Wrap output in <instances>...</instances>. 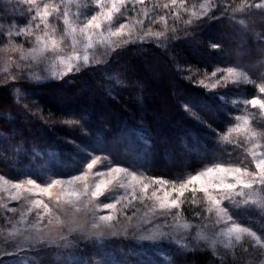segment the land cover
<instances>
[{
  "label": "trees",
  "instance_id": "1",
  "mask_svg": "<svg viewBox=\"0 0 264 264\" xmlns=\"http://www.w3.org/2000/svg\"><path fill=\"white\" fill-rule=\"evenodd\" d=\"M214 4L205 18L190 23L161 9L155 24L158 37L120 45L102 65L88 64L58 78L43 76V81L35 79L40 73L32 79H2L0 173L18 179L43 163L53 172H67L86 155L64 138L91 151L120 152L130 139L125 137L128 130L135 142L141 130L146 135L143 170L151 177L181 180L208 164L234 161L239 151L226 134L240 103L256 97L264 85V7H249L264 5V0H214ZM213 13L217 18L209 20ZM173 16L176 20L170 19ZM227 67L242 68L249 82L215 91L197 81ZM113 71L118 82L108 78ZM218 93L225 94L223 103L214 100ZM184 105L199 114V122ZM69 118L79 123H70ZM138 122L140 130L133 128ZM192 205L194 199L185 197L181 209L188 219ZM259 214L243 211L242 223L264 234ZM164 251V256L151 252L148 263L253 264L241 248L219 256L206 249L167 246Z\"/></svg>",
  "mask_w": 264,
  "mask_h": 264
},
{
  "label": "rangeland",
  "instance_id": "2",
  "mask_svg": "<svg viewBox=\"0 0 264 264\" xmlns=\"http://www.w3.org/2000/svg\"><path fill=\"white\" fill-rule=\"evenodd\" d=\"M45 3L53 6L49 9L50 15L46 17L47 29L40 18L36 17L31 20L30 27L24 34L15 35L13 26L22 27L23 22L34 16L37 10L43 13L42 6ZM215 6L214 0H183L182 3L181 0H177L175 5L171 0H142V2L126 0L123 5L117 0L119 11L113 12L111 21L102 18L99 21L101 24L99 29H89L88 33L91 36L89 41L79 31L83 15L98 11L108 12L112 8L111 0H103L102 4L98 3V0H35L34 3H27L26 0H0V9H2L0 11V82L2 79H11L10 76L14 74L13 72H18L21 69L33 75L40 73V76H52L51 74L55 72L57 76H61L68 72L69 65L73 66L72 70L78 69L79 67L76 65L83 64L85 55L89 57L88 64L102 65L108 61L116 47L125 43H138L158 37L160 33H158L159 30L155 24L160 19L161 9H168L170 15L179 14L180 19L177 20L190 23L205 18L211 10L215 9ZM193 13L195 14L193 15ZM170 19L176 20L174 16ZM64 20L76 28L74 34L66 31L68 26L64 24ZM123 22L127 24L123 32L112 35L111 33L119 23ZM163 24H165L164 19L161 27ZM9 31L13 32L11 37L6 35ZM45 32H48L49 35L45 36ZM36 36H44L48 41V49L43 53L29 51L35 47ZM49 37L57 40L56 52L51 50L52 45ZM73 38L76 40L74 46H72ZM88 43L92 45L90 48L86 46ZM76 56H79L80 59L76 60ZM97 61L102 62L97 63ZM229 69L232 70V75H228ZM116 74L114 71L108 74L111 82H118L119 78ZM197 81L202 87L217 91L230 85L247 83L249 76L240 67H227L218 68L211 74L200 77ZM16 95H19L17 90ZM251 99H257L264 103V93L259 91L257 96ZM251 99L247 98L240 103V110L235 116L236 121L226 134L227 141L237 147V152L239 151L234 161L218 162L226 167H247L251 171L255 169L253 154L256 158L264 154V108H261L259 104L253 106L247 103ZM139 125V122L134 123L133 128L140 130ZM128 131L125 137L130 139L128 138L127 145L120 152L110 149L93 151L103 152L107 155L97 159L91 169H87L86 165L83 166V171L87 175L79 181L72 180V175L74 172L82 174L80 169L87 156L76 162L77 165L67 172H53L48 165L43 163L44 166H36V170L32 171L31 175L18 179L9 178L0 173L10 181L24 183V189L19 192L18 198L13 199L14 196H17L16 190L11 188L10 184L0 180V264H77L80 261H83V264H130L133 259L140 260L142 264H149L147 257L151 252L157 256L165 255L164 248L167 245L160 248L129 246L130 242L124 239V233L125 231L132 233L137 229L151 230L155 233H170L177 242L173 247L184 251L206 249L213 252V249L208 245L215 239L217 241L216 255H230L234 250L241 248L247 253L253 264H261V261L264 260V256L260 255L264 251V234L249 224L242 223L241 213L245 210H254L260 213L262 221L264 209H261L259 204L251 203L236 207L230 201L222 199L219 206H212L209 210V204L202 192L197 191L193 196L192 185L186 188L184 194L180 196L179 183L185 181L190 175L181 180H165L148 176L143 170L146 152L142 149V144L146 140V135L141 130L135 138V142L132 132ZM131 145H133V149H130ZM109 164L128 167L129 171L136 169V174L141 177V181H131V178L127 177L125 173L108 174L105 172L104 176L97 174L101 170H105ZM216 164H208L192 175H196L205 167H214ZM215 177L216 174L205 177L194 186L197 188L201 184L207 186ZM28 178L35 179L41 187H46L54 179H61L64 183L48 192H42L32 185L26 184L25 181ZM228 179L231 180V177ZM70 180L72 183H68ZM121 180L130 186L118 187ZM100 181H104V185L102 194L98 197L73 194L74 192L82 193L85 188L90 193L94 190L95 184ZM157 181H166L167 183ZM141 183L148 185L146 193L141 190ZM209 190L213 195H217L220 191L213 188ZM153 193H155L154 196ZM118 196L124 198L115 201L114 208L102 207V204L109 198ZM185 197L187 199L192 197L195 201V205L190 207L191 219H188L187 214L183 213L181 209ZM37 200L48 205L52 211H45L43 205H36L34 202ZM164 200H178L179 207L171 210L173 213H177L175 217L165 215L159 208L160 202ZM87 201H91L88 204L89 208H92L93 205L97 206L94 215L83 208V204ZM73 205L81 206V211L76 212ZM217 207L228 208L227 215L220 213L218 216ZM38 214L42 219L38 220ZM101 215H109L113 219L100 221ZM229 216L232 219H228ZM93 224H99L100 227L95 228ZM106 224L113 225L114 234L104 240H95L96 234L104 231ZM185 224H188L189 227L185 228ZM237 224L240 227H248L250 231L254 232L259 237V243L247 233H242V239L237 243L234 239L235 234H233L231 246L225 248L222 242H227L228 238L218 234ZM81 227L88 234L87 238L81 237L75 231ZM38 229L43 235L53 233L59 236L63 233L67 236V241L59 239L56 244H49L46 248L40 244L33 245L31 240H26L25 237L34 236ZM197 234L207 239L199 240L197 244ZM69 241L71 242L70 247L57 246L64 245ZM20 244L23 245L24 250L19 251V260L15 254H7Z\"/></svg>",
  "mask_w": 264,
  "mask_h": 264
},
{
  "label": "snow or ice",
  "instance_id": "3",
  "mask_svg": "<svg viewBox=\"0 0 264 264\" xmlns=\"http://www.w3.org/2000/svg\"><path fill=\"white\" fill-rule=\"evenodd\" d=\"M27 3H34L35 0H26ZM126 0H119V3L121 5L125 4ZM138 2H142V0H138ZM172 4L175 5L177 3V0H171ZM183 0H181V3ZM98 3L102 4L103 0H98ZM112 8L108 12L104 11H98V12H93L91 14H84L83 15V20H82V26L80 27L79 31L81 35L85 36L89 41L91 40V36L88 33L89 29H99L101 27L100 20L102 18H106L109 21L112 19L113 12H118L119 9L117 8V0H111ZM53 7L51 4L45 3L43 4V13L41 11L37 10L35 12V15L32 17H29L27 20L23 22L22 27H14L15 29V35L20 36L24 34L28 28L30 27V22L32 19H35L36 17H39L41 22L44 23L45 28L47 29V20L46 17L50 15L49 9ZM167 7V5H165ZM251 7L255 8H261L264 7V5L261 4H255V5H250ZM2 11V9H0ZM223 12H227V9H223ZM195 13H193L194 15ZM67 15V13H65ZM216 13H213L211 16L208 17L209 20L216 19ZM163 19V17H161ZM64 24L67 25L66 31L74 34L76 32V28L72 27L71 25L68 24L67 20H64ZM127 26L126 22L119 23L118 27L111 33L112 35H115L117 32H123L124 28ZM8 37H11L13 35L12 31H9L6 33ZM48 32H45V36H48ZM159 35V34H157ZM51 39V45L52 48L51 50L53 52L57 51L58 45H57V40L49 37ZM11 43V41H9ZM35 47L30 49L29 51L35 52L39 51L43 53L45 50L48 49V41L45 40L44 36H36L34 40ZM76 44L75 38L72 40V46ZM87 47H91V43H88L86 45ZM210 47L213 48H219V44H212ZM22 59L24 57H21ZM76 60H79V56L75 57ZM88 60L89 57L85 55L83 57V64L76 65V67H86L88 66ZM102 61H97V63H101ZM72 65H69L68 71H72ZM233 72L231 69L228 71V75H232ZM242 74V73H241ZM53 77H57V74L53 72L51 74ZM215 75V73H213ZM12 79H32L33 74L30 72H24L22 69L19 70L17 73L13 74ZM58 78V77H57ZM35 79L37 81H43L45 77L43 76H35ZM19 90H17L18 92ZM260 92L264 93V85H262L259 89ZM110 99H117L116 96H114L112 93H107ZM226 99V96L224 93H218L216 97H214V100H219L221 103H223ZM247 103H250L253 106H256L259 104L261 108H264V103L257 99H251L247 101ZM24 107H27V104L25 103ZM186 109L190 110V115L194 119H196L198 122L200 121L199 114L195 112L194 109H191L190 105H184ZM36 111H40V109H36ZM82 119V118H81ZM70 123H79L78 120L74 118H69ZM206 124V122H204ZM238 130V129H234ZM83 134H87V129L82 128L81 129ZM219 135V134H218ZM65 142L69 144H73L77 149H79L81 152L85 153L87 156V159L82 162V167L80 169V172L82 174H76L75 172L72 175V180L79 181L82 180L86 177L87 173L83 171V166L86 165L87 169H91L93 165L96 163L97 159H99L101 156H106V153L103 152H93L87 148H81L80 145L76 144L75 141L69 139V138H64ZM254 159H255V169L249 171L247 167H240V166H224V164L217 163L214 167H205L203 170L199 171L196 175H190L185 181L179 183V195L182 196L184 194V191L186 188H188L190 185L193 187L191 188V191L193 193V196L197 191H200L203 193L204 197L206 198L208 204H209V210H211L212 206H219L221 203L222 199H226L231 202L236 207H239L241 205H248V204H259V207L261 209H264V154H261L259 158L255 157V154H253ZM110 159V158H109ZM105 172L108 174H120V173H125L127 177L131 178V181H141V177L136 174L137 170L133 169L129 171L128 167H121V166H112L109 164L106 166L105 170H101L97 174L100 176H104ZM213 174H216V177L214 180L210 181L207 186L201 184L199 188L195 187L194 185L197 184V182L201 181L205 177H211ZM223 174V175H220ZM228 177H231V180L228 179ZM0 180L4 181L6 184H10L11 188L15 189L17 192V196H14L13 199L18 198L19 192L24 189V183L18 182V181H10L9 179H6L3 175H0ZM72 180L68 181V183H72ZM157 182H163L167 183L166 181H157ZM26 184L32 185L35 188L40 189L42 192H48L50 189L56 187L57 185H61L64 183L61 179H54L52 183L47 184L46 187H41L40 184L36 182L35 179L28 178L25 181ZM104 185V181H100L95 184L94 190L91 191L90 193L88 192L87 188L84 189L82 193H73L74 195L80 196V195H86L90 197H98L102 194V186ZM126 185L124 180H121L118 184V187L124 188ZM148 188L147 184L141 183V190L146 193ZM210 188L213 189H219V193L217 195H213V193L209 190ZM247 190V191H246ZM134 195V192H133ZM155 193H153V196ZM123 196H118L114 198H109L106 202L102 204V207L106 209H111L115 207V201H119L120 199H123ZM239 198V199H237ZM36 205H43V208L45 211L51 212L52 209L48 208V205L43 204L42 201H35L34 202ZM91 203V201H87L83 204V208L88 211L89 213H92L93 215L95 214V209L97 206L93 205L92 208L88 207V204ZM179 203L178 200H171V201H161L159 204V208L165 213V215H170L175 217L177 213H173L171 210L173 208H178ZM73 208L75 209L76 212L81 211V206L73 205ZM229 209L228 208H219L217 207V215L219 216L220 213H224L227 215ZM38 220L42 219L41 216L38 214ZM113 217L109 215H101L99 217L100 221H110L112 220ZM228 219H232L231 216L228 217ZM38 227V226H37ZM93 227L99 228V224H93ZM185 228L189 227L188 224L184 225ZM81 237L87 238V233L86 231L81 227L76 229ZM242 233H247L250 237L255 239L257 243H259V237L256 236V234L252 231L249 230L248 227H240L238 224L233 225L231 227L226 228L222 232H220L218 235L219 236H226L228 238L227 242H222L224 243L225 248H229L231 246V241L233 238V234H235L234 239L237 243H239L242 239L241 234ZM114 234L113 231V225L111 224H106L105 225V230L101 231L100 233L96 234L95 240H104L105 238L112 236ZM198 240H206V237L200 236L197 234ZM26 240H31L32 244H40L43 245V247H47L49 244H56L57 240L62 239L67 241V236H65L63 233H61L59 236L53 234V233H48L47 235L41 234V232L37 231V233L32 236V237H25ZM124 239L130 242L129 246L132 247H144V248H160L164 247L165 245L172 247L174 246L177 242L175 240V237L172 236L170 233H155L152 232L151 230H144L141 231L137 229L135 232L128 233L125 231L124 233ZM216 243L217 241L213 239L211 243L208 245L210 248L213 249V255H216L215 248H216ZM57 246H62V247H70L71 242H67L64 245H57ZM23 245L20 244L17 246V248L11 249L10 252H8V255H13L15 254L17 256V259L19 260V251H23ZM246 250V249H245ZM261 256H264V251L260 253ZM77 264H83V261L77 262ZM131 264H142V262L138 259H133L131 261ZM151 264V262H149ZM261 264H264V260L261 261Z\"/></svg>",
  "mask_w": 264,
  "mask_h": 264
}]
</instances>
